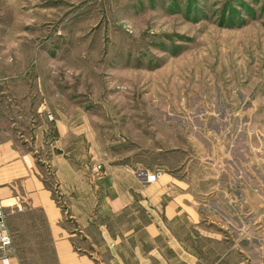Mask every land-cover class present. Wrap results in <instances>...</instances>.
<instances>
[{"label":"rangeland","instance_id":"374dc122","mask_svg":"<svg viewBox=\"0 0 264 264\" xmlns=\"http://www.w3.org/2000/svg\"><path fill=\"white\" fill-rule=\"evenodd\" d=\"M38 81L84 113L88 167L216 195L237 261L264 264V0H0V87Z\"/></svg>","mask_w":264,"mask_h":264},{"label":"crops","instance_id":"0c3cea01","mask_svg":"<svg viewBox=\"0 0 264 264\" xmlns=\"http://www.w3.org/2000/svg\"><path fill=\"white\" fill-rule=\"evenodd\" d=\"M54 99L41 81L0 87L1 233L11 239L0 264H244L227 243L226 212L205 207L216 195L199 208L175 177L142 184L114 158L88 167L101 156L85 150L95 146L86 117Z\"/></svg>","mask_w":264,"mask_h":264},{"label":"built area","instance_id":"2783aa9c","mask_svg":"<svg viewBox=\"0 0 264 264\" xmlns=\"http://www.w3.org/2000/svg\"><path fill=\"white\" fill-rule=\"evenodd\" d=\"M98 170H100V167H97ZM156 178V176L149 174V173H145L142 178H140V181H142L144 184H148L149 182L153 181ZM4 228V220H3V215L0 209V243L1 245L8 246L11 243V239L7 234H2L1 231ZM2 264H8L7 259H3L2 260Z\"/></svg>","mask_w":264,"mask_h":264}]
</instances>
